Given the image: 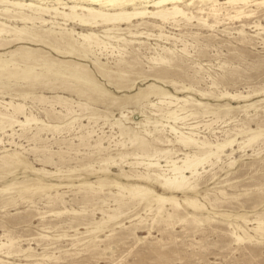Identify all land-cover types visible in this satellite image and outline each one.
<instances>
[{
	"label": "rangeland",
	"instance_id": "374dc122",
	"mask_svg": "<svg viewBox=\"0 0 264 264\" xmlns=\"http://www.w3.org/2000/svg\"><path fill=\"white\" fill-rule=\"evenodd\" d=\"M177 4L0 0V264H264V0Z\"/></svg>",
	"mask_w": 264,
	"mask_h": 264
},
{
	"label": "bare ground",
	"instance_id": "6f19581e",
	"mask_svg": "<svg viewBox=\"0 0 264 264\" xmlns=\"http://www.w3.org/2000/svg\"><path fill=\"white\" fill-rule=\"evenodd\" d=\"M92 2H99L101 5H105V6H108V7H110V6H115L117 3H120V4H123V3H125V2H127V1H132V0H125V1H122V0H91ZM181 2H183V0H154V5H157V6H162V7H164L163 9H161V10H158V11H156V12H154V14H156V15H162V14H167V13H171L170 11L172 10V12L173 13H175V15L177 14V13H180V12H182V10L180 9V6H179V4H177V3H181ZM11 5H13V6H16V7H24V6H26V4L25 3H23V2H20V1H10L9 2ZM169 3H173V6H172V8H171V10L169 11V8L166 6L167 4H169ZM31 5V4H30ZM79 6L78 5H71L70 6V9H71V11H72V16H71V18L70 19H72V20H74V21H77V20H79V22L81 21L82 23H85L86 22V18H84L83 16H81V15H79L78 13H77V8H78ZM80 9H82V10H88L90 13H89V15H92L95 19H96V17H102L105 21H109V20H111V19H115V18H117V19H123V18H125V19H130V18H132L133 16H136V15H139V14H143L145 11H131V12H125V11H123V13H111V12H105V11H102V10H97V9H94V8H92V7H86V6H81V8ZM122 12V11H121ZM66 16H68V14L66 13L65 14ZM184 15V14H183ZM89 21V20H88ZM87 21V22H88ZM86 22V23H87ZM90 22V21H89ZM96 22V21H95ZM95 26V25H94ZM88 27V26H87ZM108 30V29H107ZM110 30V29H109ZM83 33V32H82ZM92 33V32H91ZM84 34V33H83ZM94 34H96L95 32H94ZM81 35V34H80ZM93 36V35H92ZM88 39V40H90V38H91V34H84V39ZM91 41V40H90ZM92 42V41H91ZM94 47V46H93ZM226 95V94H225ZM227 95H230L229 93H227ZM231 96H234L235 97V95H231ZM232 143V140H229V141H227V142H224V143H219V144H217L216 146H217V149H221V148H224L225 146H227V145H229V144H231ZM211 146H214L213 144L211 145ZM214 153V152H213ZM217 153V152H216ZM215 153V154H216ZM208 156L210 155L211 156V153H209V154H207ZM209 158V157H208ZM203 161V158L201 159V158H194V159H190V158H188L187 157V159L184 161V164L182 165H178L177 163H174V170L173 171H175L174 173V175L173 176H169L168 178H166L165 179V185H168L170 188H179L181 185H182V183H183V181L182 180H184L185 178H186V176H183V175H185L184 173L187 171V170H189V169H193V167H194V169L196 170L197 168H198V164L199 163H201ZM154 165V164H153ZM197 167V168H196ZM198 170V169H197ZM196 170V171H197ZM194 172V171H193ZM180 177H182V180H180V181H178V179L180 178ZM164 178V177H163ZM156 197L159 199V200H161V201H163V202H166V201H169V200H171L172 199V197H169V196H164V195H162V194H156Z\"/></svg>",
	"mask_w": 264,
	"mask_h": 264
}]
</instances>
